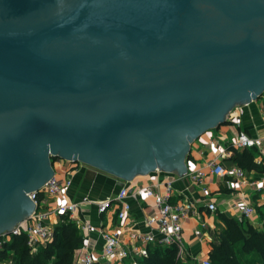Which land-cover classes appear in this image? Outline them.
Wrapping results in <instances>:
<instances>
[{"label":"water","instance_id":"95a60500","mask_svg":"<svg viewBox=\"0 0 264 264\" xmlns=\"http://www.w3.org/2000/svg\"><path fill=\"white\" fill-rule=\"evenodd\" d=\"M264 90V0H0V236L50 156L122 180Z\"/></svg>","mask_w":264,"mask_h":264},{"label":"crops","instance_id":"0c3cea01","mask_svg":"<svg viewBox=\"0 0 264 264\" xmlns=\"http://www.w3.org/2000/svg\"><path fill=\"white\" fill-rule=\"evenodd\" d=\"M240 130L252 136L264 137L262 96L233 105L221 123L207 128L194 137L189 143L184 159L185 172L180 175L175 171L154 169L134 174L129 180H122L85 164L54 156L50 161L53 175L60 180H68L69 184L64 186L59 194L39 192L38 209L47 212L46 221L52 226L58 217L54 212L55 206L60 202L71 200L78 204L74 217L85 219L94 226L113 228L119 224L115 214L118 203L110 202L106 210L101 213L96 210L97 204L105 196H113L123 183H126L128 188L151 186L162 192L165 182L169 181L172 186L171 198L188 200L195 211L192 216L189 214L184 217L181 223V234L186 242L187 252L196 257L208 256L211 245L217 243L218 232L224 227L221 215L235 217L238 213L236 206L239 204L247 202L254 208L253 214L246 218L248 223L256 227L264 223V172L245 170L241 181L230 175L218 176L207 172L202 183L205 194L199 187L192 185L186 175L192 169L203 168L212 158H217L225 166L234 164L228 159L230 155L228 146H231L234 136ZM254 160L264 162V142L260 149H255ZM208 200L214 203V210L206 208L205 203ZM150 201L151 199L146 196L129 200L130 207L125 219L128 227L142 228L140 219L153 212ZM19 224L25 228L31 226L33 220L28 216ZM193 229H198V233L194 234ZM80 234L82 235L81 232ZM121 238L127 239V229L121 232ZM84 242L87 249L96 256L101 242L95 233L90 232L89 238ZM77 252L78 248L75 250V253ZM248 254L252 253L240 251L237 244L236 256L239 261L247 264L242 258Z\"/></svg>","mask_w":264,"mask_h":264},{"label":"built area","instance_id":"2783aa9c","mask_svg":"<svg viewBox=\"0 0 264 264\" xmlns=\"http://www.w3.org/2000/svg\"><path fill=\"white\" fill-rule=\"evenodd\" d=\"M263 142L264 137L252 136L240 130L234 136L231 145L236 148L254 147L260 149ZM75 162L80 163L79 161ZM207 172L218 176L230 175L239 181L245 175L244 170L235 163L225 166L217 158H212L206 162L203 168H195L186 173L189 182L199 187L204 194L206 191L202 183ZM68 184V180H60L52 175L37 190L28 192V197L34 202V210L29 216L33 220V224L25 228L21 227L19 223L14 225L9 234L0 236V242L7 239L10 234L24 232L26 244L30 247V251H34L39 245L49 241L52 236V226L46 221L47 212L38 209V193L44 191L47 194H59ZM171 188L169 181L165 182L162 192L153 189L151 186L128 188L126 183H123L113 196H105L96 208L97 212L101 213L106 210L110 202L118 203L115 214L119 224L113 228L94 226L85 219L74 217V213L78 209L77 202L70 200L58 203L54 212L67 214L69 218L74 220L82 233V244L78 247V252H74L72 264H138V259L147 255L150 245H171L176 249V255L179 259L192 264H212L208 256L196 257L187 252L186 242L181 234V223L184 217L189 214L192 216L195 211L188 200L183 198L172 199L170 196ZM142 196L151 199L150 206L153 208V212L140 219L142 228L128 227V222L125 219L130 207L129 200ZM205 206L209 210L215 208L212 200H208ZM236 207L238 208V213L235 215L237 220L247 218L254 212L252 205L247 202ZM126 229L127 239L123 240L121 232ZM90 232H94L101 242L96 256H93L92 252L87 249L86 243H83L89 238ZM193 233L197 234L198 229H193ZM1 264H8V262Z\"/></svg>","mask_w":264,"mask_h":264},{"label":"trees","instance_id":"16d2710c","mask_svg":"<svg viewBox=\"0 0 264 264\" xmlns=\"http://www.w3.org/2000/svg\"><path fill=\"white\" fill-rule=\"evenodd\" d=\"M264 90L261 92L263 93ZM261 97V94L258 96ZM264 103V97H262ZM228 159L245 170L264 172V162L254 160L255 148L228 146ZM54 156H50V161ZM259 209V207H257ZM223 229L217 234V243L212 244L208 257L212 264H243L236 256L237 244L242 252H254L264 264V223L256 227L246 218L221 215ZM82 244V236L74 220L65 213H58L52 225L49 241L30 251L26 244V234H10L0 242V262L10 264H72L75 250ZM138 264H189L182 262L171 245H150L147 255L138 259Z\"/></svg>","mask_w":264,"mask_h":264},{"label":"rangeland","instance_id":"374dc122","mask_svg":"<svg viewBox=\"0 0 264 264\" xmlns=\"http://www.w3.org/2000/svg\"><path fill=\"white\" fill-rule=\"evenodd\" d=\"M261 96L264 97V92L261 93ZM252 254H248L246 256H243L242 261H244V263L246 262L247 264H260L259 258L258 256L254 253L251 252ZM182 262H186L183 259H180ZM10 264V262L8 263ZM192 264V263H189Z\"/></svg>","mask_w":264,"mask_h":264}]
</instances>
